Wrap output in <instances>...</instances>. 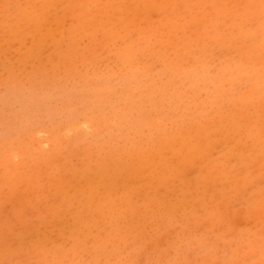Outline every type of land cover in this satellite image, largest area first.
Here are the masks:
<instances>
[{
  "label": "rangeland",
  "instance_id": "obj_1",
  "mask_svg": "<svg viewBox=\"0 0 264 264\" xmlns=\"http://www.w3.org/2000/svg\"><path fill=\"white\" fill-rule=\"evenodd\" d=\"M0 264H264V0H0Z\"/></svg>",
  "mask_w": 264,
  "mask_h": 264
}]
</instances>
